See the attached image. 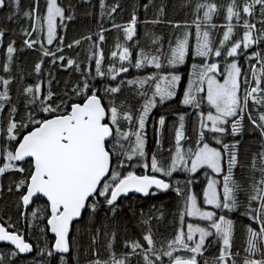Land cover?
I'll return each mask as SVG.
<instances>
[{"label": "snow or ice", "instance_id": "snow-or-ice-1", "mask_svg": "<svg viewBox=\"0 0 264 264\" xmlns=\"http://www.w3.org/2000/svg\"><path fill=\"white\" fill-rule=\"evenodd\" d=\"M98 7L97 31L66 43L72 0H0V194L17 212L0 264H264V0H180L182 20L148 0L152 19L122 23L118 0ZM173 103L171 123L154 113ZM158 192L170 218L141 209L121 236V200Z\"/></svg>", "mask_w": 264, "mask_h": 264}, {"label": "trees", "instance_id": "trees-1", "mask_svg": "<svg viewBox=\"0 0 264 264\" xmlns=\"http://www.w3.org/2000/svg\"><path fill=\"white\" fill-rule=\"evenodd\" d=\"M117 2V0H106V3L112 4ZM148 0H118L120 4V9L117 10V13H114L113 16L115 18L116 23H122L129 18V15L133 8H136L138 18L143 21L145 19L153 18V10L150 8L147 12V16L145 15V11L143 5L147 3ZM157 3L160 0H156ZM166 4L165 10V19H184V10L178 7L180 0H163ZM219 2V0H217ZM72 3L76 6V18L74 21L67 22L68 27L65 30L66 34V43L70 42L72 39L79 38L81 35H87L88 33H95L97 31V21L99 14L98 0H89L87 4L83 3L82 0H72ZM28 0H22V6H27ZM92 12L91 16L85 15L86 12ZM111 21L105 19L103 21V26L108 29L110 28ZM9 28L13 27V25L9 24ZM138 30L143 32L145 29L143 25L138 26ZM149 30L156 31L159 33H167L170 29L164 25L158 26H149ZM107 45L106 47H110L113 44L114 33L111 31L106 32ZM17 47H20L21 37L15 36ZM90 43V42H89ZM49 48H54V45H48ZM88 47V43H82L80 48H77V51H82ZM3 46H0V55H2ZM19 56V64L22 71L25 73L31 70V67L34 61L37 59V54L32 50L23 51L18 54ZM192 61L189 60V64ZM183 70V69H182ZM69 75L67 70L57 69L56 76L57 79L67 78ZM184 106H180L183 109ZM176 108V104L173 103L171 105H166L163 108H157L154 110V113L165 114L169 123H171L174 119V116L171 114V109ZM188 111H192L188 109ZM190 127V124H189ZM151 136V132L149 133ZM252 140V137L245 135L244 141L249 142ZM152 145L151 139L149 140V146ZM247 146V145H245ZM167 147V144H165ZM203 176V174H201ZM10 176L1 177L0 181L2 184H7L10 180ZM201 178V177H200ZM15 197L8 194H0V216H4L7 218L11 216L12 221H17V212L15 208ZM122 208L117 216V222L120 229V235H124L123 229L125 225L128 229V235L135 237L137 235L138 229L135 227L136 219L138 218L139 212L143 209L145 212L151 208L152 205H156L157 208H163L168 218H170L171 212L174 210L176 206L175 194L168 192H158L156 196L151 198H142L138 195L128 196L126 199L121 200ZM135 213V215H134ZM158 215V213H157ZM238 215V214H237ZM236 219V216L232 217ZM100 221L97 220V223ZM246 222V221H245ZM19 226L23 229V220H20ZM168 223L167 219L162 220V225H166ZM162 231L165 229L161 228ZM25 235L27 236V232L25 231ZM34 239V237H33ZM237 243H240L239 235L237 236ZM6 245H0V249H4ZM36 255L35 251L30 256H20L16 260V264H27L29 260L32 259Z\"/></svg>", "mask_w": 264, "mask_h": 264}, {"label": "water", "instance_id": "water-1", "mask_svg": "<svg viewBox=\"0 0 264 264\" xmlns=\"http://www.w3.org/2000/svg\"><path fill=\"white\" fill-rule=\"evenodd\" d=\"M133 194H129V196H132ZM135 195H138V196H140V194H135ZM6 243L7 242H0V245H6ZM30 255H32V253L31 254H21V256H23V257H25V256H30Z\"/></svg>", "mask_w": 264, "mask_h": 264}, {"label": "rangeland", "instance_id": "rangeland-1", "mask_svg": "<svg viewBox=\"0 0 264 264\" xmlns=\"http://www.w3.org/2000/svg\"><path fill=\"white\" fill-rule=\"evenodd\" d=\"M0 179H1V177H0ZM200 179H203V176H201V178ZM0 183H1V181H0Z\"/></svg>", "mask_w": 264, "mask_h": 264}, {"label": "bare ground", "instance_id": "bare-ground-1", "mask_svg": "<svg viewBox=\"0 0 264 264\" xmlns=\"http://www.w3.org/2000/svg\"><path fill=\"white\" fill-rule=\"evenodd\" d=\"M136 196V195H135Z\"/></svg>", "mask_w": 264, "mask_h": 264}]
</instances>
